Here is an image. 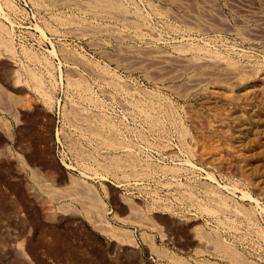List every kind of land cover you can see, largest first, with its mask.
Instances as JSON below:
<instances>
[{"label":"rangeland","instance_id":"1","mask_svg":"<svg viewBox=\"0 0 264 264\" xmlns=\"http://www.w3.org/2000/svg\"><path fill=\"white\" fill-rule=\"evenodd\" d=\"M102 1L0 0V264H264V0Z\"/></svg>","mask_w":264,"mask_h":264},{"label":"bare ground","instance_id":"2","mask_svg":"<svg viewBox=\"0 0 264 264\" xmlns=\"http://www.w3.org/2000/svg\"><path fill=\"white\" fill-rule=\"evenodd\" d=\"M112 2V1H111ZM118 4V3H117ZM92 7H94L95 9H107V10H116V11H120V8L117 6V5H115V4H113V3H110V2H105V1H102V0H93V6ZM94 10V9H93ZM123 10V9H122ZM123 12V11H122ZM119 17V16H118ZM2 41H3V39L1 40V38H0V43H2ZM7 48V47H6ZM38 84V83H37ZM36 84V85H37ZM39 85V84H38ZM37 87V86H36ZM41 87V86H40ZM36 89V88H35ZM39 89V88H38ZM16 102H18V101H16ZM19 102H21V101H19ZM16 104H23L24 106H26L25 105V103H16ZM21 106V105H20ZM10 112V111H9ZM11 113V112H10ZM12 114V113H11ZM14 116H16V115H14ZM17 118V117H16ZM15 118V119H16ZM9 131V130H8ZM10 138V137H9ZM113 165H115V163L113 164ZM120 168V167H119ZM107 170H108V168H107ZM92 208V207H91ZM220 211V210H219ZM111 236L112 237H115V235L112 233L111 234ZM231 252V251H230ZM236 261V260H235ZM234 261V262H235ZM238 261V260H237Z\"/></svg>","mask_w":264,"mask_h":264}]
</instances>
